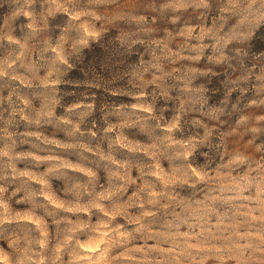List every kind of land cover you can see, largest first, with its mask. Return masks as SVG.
Masks as SVG:
<instances>
[{
  "label": "rangeland",
  "instance_id": "obj_1",
  "mask_svg": "<svg viewBox=\"0 0 264 264\" xmlns=\"http://www.w3.org/2000/svg\"><path fill=\"white\" fill-rule=\"evenodd\" d=\"M0 264H264V0H0Z\"/></svg>",
  "mask_w": 264,
  "mask_h": 264
},
{
  "label": "trees",
  "instance_id": "obj_2",
  "mask_svg": "<svg viewBox=\"0 0 264 264\" xmlns=\"http://www.w3.org/2000/svg\"><path fill=\"white\" fill-rule=\"evenodd\" d=\"M86 50H89V49H86Z\"/></svg>",
  "mask_w": 264,
  "mask_h": 264
}]
</instances>
